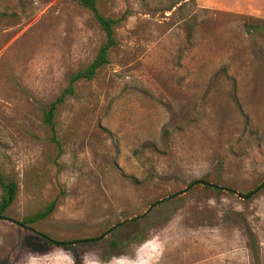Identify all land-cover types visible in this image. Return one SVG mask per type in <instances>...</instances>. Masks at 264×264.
Masks as SVG:
<instances>
[{"label":"rangeland","instance_id":"obj_1","mask_svg":"<svg viewBox=\"0 0 264 264\" xmlns=\"http://www.w3.org/2000/svg\"><path fill=\"white\" fill-rule=\"evenodd\" d=\"M131 15L110 63L44 111L104 41L72 0H0V167L19 193L3 214L59 241L97 237L204 179L264 182V0H99ZM1 197V189H0ZM138 235V236H137ZM116 242V243H114ZM264 264V187L198 184L96 242L50 245L0 219V264Z\"/></svg>","mask_w":264,"mask_h":264},{"label":"trees","instance_id":"obj_2","mask_svg":"<svg viewBox=\"0 0 264 264\" xmlns=\"http://www.w3.org/2000/svg\"><path fill=\"white\" fill-rule=\"evenodd\" d=\"M81 8L92 13L95 21L104 35V41L100 45L94 59L80 70L72 73L69 76L67 86L60 92V94L53 100L49 107L44 111L43 122L50 131V140L56 144L59 155L62 154V143L57 131V112L60 107L70 98L76 95V84L80 81H90L94 79L99 71L110 63V52L118 44L116 29L124 24V22L131 15L130 9H125L120 15L112 16L103 13L99 7V0H72ZM0 215H3L16 201L19 193V184L15 179H9L5 176L0 167ZM221 192V189H217ZM250 193V192H249ZM246 193L244 195H247ZM58 204V199L49 202L46 207L26 218L22 223L31 225L34 222L49 217L55 210ZM142 216V215H141ZM138 236V235H137ZM116 243V242H114ZM50 245L54 242L49 241ZM79 264V263H77Z\"/></svg>","mask_w":264,"mask_h":264},{"label":"water","instance_id":"obj_3","mask_svg":"<svg viewBox=\"0 0 264 264\" xmlns=\"http://www.w3.org/2000/svg\"><path fill=\"white\" fill-rule=\"evenodd\" d=\"M198 184H202L204 186H208V187H212V188H216V189H221V190H224V191H227V192H231V193H234L242 198H249L250 196L254 195L255 193H257L260 189H262L264 187V182L258 186L257 188H255L254 190H252L249 194L247 195H242L240 193V191L236 190V189H233V188H230V187H226L224 185H220V184H217V183H213V182H210V181H207V180H204V179H199V180H196L194 181L193 183H191L190 185H188L185 189H183L182 191H179L171 196H168L164 199H160L158 201H156L155 203H153L149 209L142 215V216H145L147 215L157 204H159L160 202H163L167 199H171L173 197H176V196H180L182 194H185L187 193L193 186L195 185H198ZM142 216H135L133 218H130V219H127L126 221H123L119 224H116L114 225L112 228L108 229L106 232L102 233L101 235L97 236V237H91V238H83V239H74V240H68V241H59V240H55L53 238H51L49 235L37 230L36 228L28 225V224H25V223H22L18 220H15V219H12L8 216H5V215H0V219H4V220H9V221H12V222H15L17 223L18 225H20L22 228L26 229V230H29L37 235H40L42 236L43 238L47 239L48 241H51V242H54L56 244H60V245H69V244H78V243H82V242H96L98 240H101L103 237H105L107 234H109L114 228L118 227L119 225L121 224H124V223H129V222H133V221H136L138 219H140Z\"/></svg>","mask_w":264,"mask_h":264}]
</instances>
